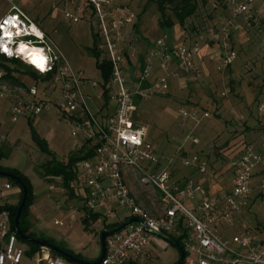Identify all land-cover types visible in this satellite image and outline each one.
Listing matches in <instances>:
<instances>
[{
    "label": "built area",
    "instance_id": "obj_1",
    "mask_svg": "<svg viewBox=\"0 0 264 264\" xmlns=\"http://www.w3.org/2000/svg\"><path fill=\"white\" fill-rule=\"evenodd\" d=\"M82 1L98 17V35L102 41L99 48L104 50L111 64L105 90L115 103L112 113L103 117L90 112L81 89V83L87 85V82L75 75L46 33L15 7L0 19V24H4L6 19L12 18L11 25L5 24L0 28V43L8 40V37L3 36L4 30H10L13 33L12 42L8 45L11 49L15 50L23 43L28 48L41 51L45 58L44 66L51 70L41 74L35 64L26 62V59L29 60L24 56L18 58L14 55L9 58L2 52L0 55L32 68L47 81L52 93L48 94L47 88L39 91L36 85L26 89L16 87L13 91L6 85H0V92L2 97L10 99L12 123L24 116L36 117L43 110L52 111L71 124V137L74 139L72 151L79 152L85 146L93 148L91 157L74 165L75 177L69 184L70 191L81 203L84 213L97 214L103 221L112 224L129 218L142 221V224H129L107 236L105 254L99 264H136L147 254L154 238H159L147 232L144 225L168 236L183 235L184 258L181 264H264V239L257 226L238 219L241 209L254 200L250 181L255 168L264 161V155L258 153L253 144L244 143L229 161L230 190L221 198H212L203 184L192 179L181 180L163 166L165 158L147 140L146 129L135 119L138 101H147L168 92L167 78L171 75V65L187 73L195 70L199 44L170 45L166 38L158 39L148 50L144 69L133 89H129L125 79V65L130 50L121 46L122 30L134 25L136 15L128 3L115 8L114 0ZM255 2L223 0L228 18L211 31L210 38L221 50L217 61L218 71L225 70L235 62L237 55L229 43V36L244 34L250 27V12ZM64 17L72 23L79 21L67 11ZM33 26L43 34L42 37L32 33ZM155 63L162 75L150 79ZM92 87L96 85L93 83ZM113 87L115 92L111 93ZM257 112L264 116V103L257 107ZM179 113L196 125L208 117L207 113L200 115L196 111L184 109H180ZM188 139L193 145L199 143L192 133ZM136 140L140 143H134ZM144 164L148 167L145 168ZM183 164L195 169L203 177L213 178L207 162L196 154L184 158ZM127 175L149 185L156 193L157 208L152 209L153 213L138 203L127 185ZM9 188V184L5 185V189ZM262 203L264 206V195ZM58 225L62 226V222H58ZM0 238L2 264H21L23 251L16 247L17 237L10 229L8 212L1 213ZM41 249L34 255V264H69L61 257L51 256L47 249L46 252L43 251L45 248Z\"/></svg>",
    "mask_w": 264,
    "mask_h": 264
},
{
    "label": "rangeland",
    "instance_id": "obj_2",
    "mask_svg": "<svg viewBox=\"0 0 264 264\" xmlns=\"http://www.w3.org/2000/svg\"><path fill=\"white\" fill-rule=\"evenodd\" d=\"M155 1L114 0L115 8L128 3V7L136 15L134 25H129L122 30L121 46L129 48L128 60L130 57L134 58L138 53L141 54L142 39L155 42L165 33L159 25V13ZM14 7L20 9L33 24L46 33L75 75L82 77L87 82V85L81 83L87 106L90 109L99 108L101 113H104L107 107L114 108V101L109 97L107 99L102 96L104 82L96 65L97 59L90 51L94 45V39L97 40L98 46L102 44L98 35L100 33L98 17L94 15L84 1L0 0V19ZM66 11L76 16L79 21L72 23L66 19L64 17ZM250 13L252 15L250 27L242 34V43H239L237 38L235 40L230 39L229 36V43L237 55L232 66L218 71L216 61L214 64L208 65L205 72L200 69L187 74L175 71L171 77L167 78L169 89L166 94L155 96L147 101H138V117L136 118L138 124L146 129L147 140L165 158L166 163L171 161L174 168L183 172L189 169L183 164L185 157L183 153L187 152L190 145L188 139L190 125L187 120L174 119L173 115L164 110V105L169 106L174 112L180 108L198 106L214 114V106L232 100L235 97L234 92L237 93L236 97L243 94L247 100L253 101V104L245 108L246 111H251L254 106L258 107L264 103V0H256ZM227 18L228 14L224 7L218 5L215 0H207L205 6L199 5L198 11L186 21L184 28L180 27L172 16L170 17L175 23L171 31V39L173 40L175 33L182 32V44H192L197 38L203 37L198 42L200 47L208 44L210 47L219 48L210 38L218 24ZM239 22L241 23V21ZM99 49V60L101 61L106 58V55L103 49ZM4 66L9 69L12 78L23 82V85H16L11 79L3 78L2 82L11 91L16 87L26 89V87L36 85L39 91L47 88L49 89L48 94L52 93L50 86L40 81L41 77L34 80L24 76L26 71H34L33 69L18 63H6ZM2 73L4 74L0 68V77ZM170 78H174L175 84L173 86ZM93 83L96 85L94 88L92 87ZM129 87L133 89L132 85ZM231 89L234 92H231ZM227 90L229 93L223 96L222 93L227 92ZM110 92H115V88H111ZM9 104L10 100L2 97L0 92V137H6V142L0 144V167L18 171L31 184L33 200L28 207V212L32 219H37V225L40 224L39 229L34 232V236L48 238L46 230L51 226L58 225L59 222H54L53 219H64V229L83 237L86 242H90V244H88L89 242L85 244L87 251H91L93 247L94 233L96 240H98V246H100L99 231L103 228L104 221L100 219L91 224L89 230L86 231L80 212L75 209L81 204L74 201L72 196L69 198L68 190L63 188L62 181L54 182V188L49 193L44 192L37 198L34 195L35 188L43 184L42 165L52 158L41 151L34 140V134L45 142L49 153L56 160L65 163L70 154L74 152L72 151L74 139L71 137V124L66 118L47 110H43L36 117H21L15 124H12L10 122ZM160 105L162 106L158 109ZM144 167L147 168L148 165L144 164ZM10 180L12 179L0 177V186L6 183L11 185L12 191L19 190L18 184H13ZM126 182L138 203L153 213V210L157 208L155 201L157 197L153 189L149 185L135 181L128 175ZM254 184L257 192L260 191L262 195L264 188L261 189V186L264 187V175L256 178ZM158 196L160 197L159 194ZM257 218L264 220V206L255 200L247 221L255 226ZM262 225L264 226V221ZM157 241L162 242V239L154 238L153 243L155 242V244L148 249L150 256L140 259L137 264H175L178 261L179 253L174 246L165 243L166 248L163 249L158 243L156 244ZM81 243L83 242L81 241ZM16 247L24 252L22 264H34L33 257L26 254L27 243L17 239Z\"/></svg>",
    "mask_w": 264,
    "mask_h": 264
},
{
    "label": "crops",
    "instance_id": "obj_3",
    "mask_svg": "<svg viewBox=\"0 0 264 264\" xmlns=\"http://www.w3.org/2000/svg\"><path fill=\"white\" fill-rule=\"evenodd\" d=\"M171 36H172L171 32L169 35L167 33H164V35L160 38H163V37L166 38L167 42L170 45L182 44L181 42L182 32L175 33V35H173L174 36L173 40L171 39ZM160 38H157L156 41ZM235 38L238 39L239 43H242V40H243L242 34L241 35L240 34L230 35V39L235 40ZM202 39L203 37L199 38V40H202ZM142 41H143V45H142L141 54L139 53L136 54L134 58L130 57L125 67V79L128 84V87L131 85L132 87L134 86V83L136 82L137 78L140 76V74L142 73L144 69L146 54L148 50L152 48L154 43L156 42V41L151 42L146 39L145 40L142 39ZM220 53H221L220 49L217 48L216 46L210 47L208 44L201 45L200 52L195 57V70L200 69L201 71L205 72L208 65H210L211 63L214 64L216 61H218ZM155 65L152 68L150 79H154L157 76L162 75V71L157 68L156 63ZM170 71H171L170 77L172 76V74H174L175 71L181 72V74H187V72L177 70L174 65L170 66ZM175 77L176 76L174 75V78ZM174 78L172 79L170 78L172 86L175 84ZM40 81L43 82L44 84H47V81L42 78ZM0 85H5L2 82V80H0ZM230 91L234 92L233 89H231ZM227 93H229V90H227V92L225 93H222V95L225 96ZM236 94L237 93L234 92L235 97L232 98V100L230 99V100H227L226 102H222L220 105L214 106V111H215L214 114L210 113L207 109H204L198 106L197 107L192 106L190 108H180L186 111H196L200 115L203 113H207L208 117L200 120L199 124L197 125L194 122H192L190 119L182 117L179 113L180 109L174 112L169 108V106L164 105V110H166L171 115H173L174 119L187 120L190 126L188 128L189 131L188 130L186 131H188L189 134L195 133L194 136L197 137L199 140V143L197 145H193L190 142V145L187 148L188 149L187 152L183 153L185 156L184 158H190L191 156L195 154L198 155L202 160L207 162L210 171L213 173V178L203 177L199 175L193 168H189L186 172H183L177 168H174L171 165V161L166 163L165 159L163 161V166L167 167L170 171L173 172V174L177 178L181 180L192 179L196 182L203 184L205 188L208 190L210 197L212 198H221L226 192L230 190L231 170L229 166V161L235 154L239 152L241 146L244 143L253 144L256 150L258 151V153H261L264 155V135H263L264 116H260L258 114L257 107L255 106L251 108V111H246L245 108L253 104V101L252 100L249 101V99L247 100L243 96V94L236 97ZM161 106L162 105H160L158 109L161 108ZM113 109L114 108L107 107L105 109L106 111H104V113H101V109L99 108H96V109L89 108L91 113L99 114V116H103V117L112 113ZM137 117L138 115L136 112L135 119ZM12 124H15V123H12ZM4 142H6V137H0V144H4ZM263 175H264V161L257 166L255 172L253 173L251 181H250L251 188L253 189L254 200L251 201L247 206L241 209V212L238 216L239 220L248 222L247 221L248 214H250L255 200L260 205H263L262 197L264 193H262L261 195L260 191L257 192V188L255 187V184H254V180L256 178L262 177ZM41 177L43 180V184L39 186L38 188H35L34 190L35 198L40 197V195L44 192L49 193V191H52L54 188L53 183L61 181L60 178L47 177L43 173L41 174ZM5 185L7 184L4 183L3 186H0V202H1L0 206H3V205L14 206L19 201L20 190L12 191L11 185L9 189H5ZM72 198L74 201H77L74 198V196ZM56 208L58 209V207ZM75 209L76 211L80 212V216L81 218H83L84 212L82 209V205H80L77 208L75 207ZM0 218H1V213H0ZM28 219H29V222L31 223L30 232L34 235V232H36L39 229L40 224L37 225L36 223L37 219H32L31 215H29ZM53 220L54 222L55 221L62 222V226L54 225V226L49 227L46 230V233H47L46 236L48 237L47 239L52 241L58 247L64 250H67L74 255L79 256L80 259L83 261L92 263L98 260L101 249H100V246H98V240H96L95 233L93 237L95 238V240L93 239V247L91 251H87V245L85 244H87L89 241L86 242L83 237H79L78 235L72 234V232H69L66 229H64L65 227L64 219H60V220L53 219ZM263 221L264 220H262V218H257L256 226H257V230L260 233L261 238L264 239V226L262 225ZM106 224L108 223L106 222ZM233 232L234 230L230 231L229 234ZM80 238L83 243L79 241ZM158 239H161V238H158ZM157 243L160 245L161 248L165 249L166 248L165 243H168V242L162 239V242L157 241L156 244ZM0 244H2L1 238H0ZM88 244H90V242ZM154 244L155 242L152 243L148 247V249H150L151 246ZM148 249H147V254L142 258H147L150 256ZM43 251L46 252V249ZM49 254L51 256H56L53 253H51V251H49ZM21 264H22V261H21Z\"/></svg>",
    "mask_w": 264,
    "mask_h": 264
},
{
    "label": "trees",
    "instance_id": "obj_4",
    "mask_svg": "<svg viewBox=\"0 0 264 264\" xmlns=\"http://www.w3.org/2000/svg\"><path fill=\"white\" fill-rule=\"evenodd\" d=\"M215 2L218 5L220 4L222 7L225 8V6L223 5V0H215ZM155 4L157 7V11L159 13V25L162 28V30L169 35L170 32L172 31V28L175 25V23L170 19L171 16L176 20V23L180 27L184 28L186 21L189 18H191L192 16H194L196 14V12L198 11L199 5L201 4V5L205 6L207 4V0H156ZM184 35L186 37V34H184ZM199 41H200L199 38H197L192 44H187V45L183 44V45L191 46L195 43H198ZM90 51H91L92 55L97 59L96 65H97L98 70L101 73V76H102V79L104 82L103 83L102 96L108 99V91L105 90V85L108 83L109 78H110L111 64L107 60V58H104L101 61L99 60L100 49H99V46H98L96 39H94V45ZM6 63H11V64L18 63L19 65H22V66L27 67L29 69H30V67L21 63L18 60H8V59H6L0 55V68L4 72V74L0 77V80H2L3 78H9L12 80V82L14 84L23 85V82H21V81L19 82V81L15 80L14 78H12L13 76H10L11 72L9 71V69L6 66H4V64H6ZM24 76H27V77L32 78L34 80H38L40 77V76H38V74L35 71H32V70L26 71ZM34 140L43 153L52 157L49 161H47L46 163H44L42 165L43 174L47 177L60 178L62 181L63 188L68 190L69 197H71V196L73 197V194L69 189V184H70V182H72V180L75 177V175L73 173V167L79 161L91 157L92 152H93V148H89L88 146H85L81 151L71 153L70 156L67 158V161L64 163V162H60L59 160H56V158L53 157L51 153H49L45 142L43 140H41L36 134H34ZM0 157H1V153H0ZM0 171L8 172V173L18 177L19 180L21 181V183L26 188V191H27L26 202H25L24 207L22 209L21 216H20L19 223H18V228H19L20 232L23 235L30 236L36 240H40L42 242L57 246L56 244H54L49 239L44 238V237H35L30 232L31 223L28 220V218H29L28 207L31 204V201L33 200V194H32V188H31L30 182L22 174H20L16 170H8V169H3L2 167H0ZM10 181L13 184H18L15 180L13 181V179ZM18 186H19V190H20V197H19L18 203L14 206H9V205L0 206V213H2V212H8L9 213L10 229L14 233H15V231H14L13 220H14V216H15L17 207H18L19 202H20L21 197H22V189H21L19 184H18ZM99 220H100V216L97 214L84 213V216L82 218V222L85 226V230L88 231L91 224H94L95 222H97ZM120 223L106 224V222L104 221V226H103L102 230L114 228L117 225H119ZM101 231H100V233H101ZM16 237H17V239L28 244V250L26 252V254L28 256L33 257L36 253H38L40 251L41 247L38 244L26 242L23 239L19 238L17 235H16ZM170 237L173 238V240L175 242H177L183 248V246H182L183 235H181V236L171 235ZM65 251L68 252L69 254L73 255L74 257H77L80 259L79 256L74 255L67 250H65ZM51 253H53L54 255H56L58 257L63 258L62 256L55 254L52 251H51ZM63 259L66 260L67 262L71 263V264H74L65 258H63Z\"/></svg>",
    "mask_w": 264,
    "mask_h": 264
},
{
    "label": "water",
    "instance_id": "obj_5",
    "mask_svg": "<svg viewBox=\"0 0 264 264\" xmlns=\"http://www.w3.org/2000/svg\"><path fill=\"white\" fill-rule=\"evenodd\" d=\"M0 177H7V178H11V179L15 180L20 185V187L22 189V197H21V200H20L19 205L17 207L16 213L14 216V220H13L14 231H15L16 235L26 242L38 244L40 247L45 248L49 251H52L55 254H58V255L62 256L63 258L67 259L68 261L75 263V264H99L102 261L104 254H105V239L107 236H109L110 234H113L119 230H122L123 228H125L129 224H132V223L142 224V221L137 219V218H129V219L121 222L119 225H117L114 228L102 230L100 233V249H101L100 250V256H99L97 261L89 263V262L83 261L77 257H74L73 255L69 254L64 249H62L58 246L48 244V243L42 242L40 240H36V239H34L30 236H27V235H23L18 228V223H19V219L21 216L22 209L24 207V204H25L26 198H27L26 188L21 183V181L19 180L18 177L14 176L8 172L0 171ZM144 229L147 232L156 235L157 237L165 240L166 242H168L169 244L174 246L179 253V259L175 264H181L182 263L183 258H184L183 248L177 242H175L173 240V238H171L170 236L163 234V233L154 232V231L150 230L147 225H144Z\"/></svg>",
    "mask_w": 264,
    "mask_h": 264
},
{
    "label": "clouds",
    "instance_id": "obj_6",
    "mask_svg": "<svg viewBox=\"0 0 264 264\" xmlns=\"http://www.w3.org/2000/svg\"><path fill=\"white\" fill-rule=\"evenodd\" d=\"M5 24L6 25H11L12 24V18L6 19L4 21V24H0V28H3ZM32 33H34L38 37H42V35H43L41 32H39L38 29L35 28V26H33V28H32ZM18 34L19 33H17V35ZM3 36L8 37V40L4 41L3 43H0V52L5 54L9 58L13 57L14 55H16L18 58H20L21 54L25 53L26 45L21 43V44H19V46L15 50H13V49H11L8 46L12 42L11 41V37L13 36V33L10 30L5 29L4 32H3ZM0 39H2V37H0ZM25 59H26V57H25ZM26 62H31L33 64H38V71H40L41 74H44L45 72L51 70L50 68H46L44 66L43 59H41L39 61H37L35 59H33L31 61H27V59H26ZM134 143L138 144V143H140V141L136 140V141H134ZM2 261H3V257H0V264H2Z\"/></svg>",
    "mask_w": 264,
    "mask_h": 264
},
{
    "label": "bare ground",
    "instance_id": "obj_7",
    "mask_svg": "<svg viewBox=\"0 0 264 264\" xmlns=\"http://www.w3.org/2000/svg\"><path fill=\"white\" fill-rule=\"evenodd\" d=\"M21 56H24V58H28L29 61L35 59L37 61L43 59L44 63H45V58L42 54L41 51L39 50H35V49H31V48H28L26 46V49H25V53L24 54H21ZM37 67H38V64H35Z\"/></svg>",
    "mask_w": 264,
    "mask_h": 264
}]
</instances>
